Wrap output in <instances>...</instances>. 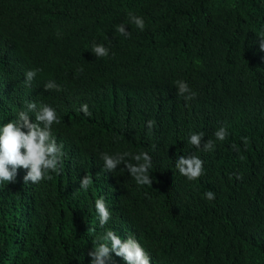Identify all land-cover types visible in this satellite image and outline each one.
Instances as JSON below:
<instances>
[{"label": "trees", "instance_id": "1", "mask_svg": "<svg viewBox=\"0 0 264 264\" xmlns=\"http://www.w3.org/2000/svg\"><path fill=\"white\" fill-rule=\"evenodd\" d=\"M260 35L264 0H0V126L28 102L48 104L64 153L51 179L24 183L18 168L14 182L0 183V264H91L93 241L107 230L135 237L151 264H264ZM94 44L109 55L96 57ZM50 80L59 90H45ZM177 80L195 98L178 95ZM221 126L224 141L214 136ZM193 132L215 149L190 145ZM142 151L152 157V185H138L123 163L103 169L102 153ZM189 154L204 161L194 181L175 167ZM101 197L112 214L103 227ZM110 255L106 264H126Z\"/></svg>", "mask_w": 264, "mask_h": 264}, {"label": "clouds", "instance_id": "2", "mask_svg": "<svg viewBox=\"0 0 264 264\" xmlns=\"http://www.w3.org/2000/svg\"><path fill=\"white\" fill-rule=\"evenodd\" d=\"M130 23L134 24L139 30L145 28L144 19L140 16L130 13ZM116 31L123 36L130 33L126 30L125 24L117 26ZM259 50L264 51V35L259 36ZM91 52L98 58L107 57L109 49L103 44H94ZM37 69L29 70L25 74V85L30 86L31 81L37 75ZM175 86L177 94L183 96L185 100L195 98L188 84L183 80H177ZM59 85L54 81H49L44 85L45 90L57 89ZM82 112L90 115L88 105H81ZM35 114V122H31L29 114ZM60 118L56 109L48 104H37L28 102L25 110H21L14 120H9L0 126V183L14 182L18 168L27 170L23 177L24 183H38L44 179H51L48 175L50 171H57L62 167L64 155L62 144H58L52 135V126L59 124ZM154 121H148V128L151 129ZM27 129L24 131L23 129ZM216 140L224 141L228 132L226 127L221 126L214 132ZM203 132H193L190 134L188 143L204 152L213 151L216 147L213 140L209 139L203 142ZM247 143V138H242ZM233 150L239 151L233 144ZM23 150V151H22ZM131 161H126V158ZM103 169L112 172L122 163L126 165L130 176L138 185H152L153 179L150 177L149 170L152 168V157L148 152L142 151L137 154L124 152L115 155L102 153ZM204 161L195 154L180 155L175 160V167L179 173L185 176L189 181H194L204 174ZM238 179L241 177L237 176ZM92 183L91 177L85 175L80 183V187L87 189ZM205 198L213 200L215 193L211 190L205 193ZM95 210L99 218V224L103 227L111 219V212L106 205L103 197L95 200ZM95 245L88 253L92 258L91 264H106V261L112 259L110 253H115L117 257L122 258L126 264H151V257L142 247L141 243L132 236L126 239L121 238L113 230H107L102 237L93 241Z\"/></svg>", "mask_w": 264, "mask_h": 264}]
</instances>
